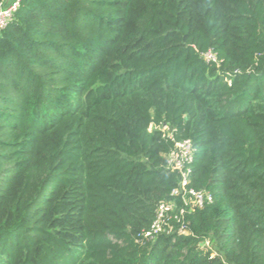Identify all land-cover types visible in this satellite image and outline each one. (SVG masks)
<instances>
[{
  "label": "trees",
  "instance_id": "16d2710c",
  "mask_svg": "<svg viewBox=\"0 0 264 264\" xmlns=\"http://www.w3.org/2000/svg\"><path fill=\"white\" fill-rule=\"evenodd\" d=\"M187 140L202 208L168 164ZM0 264H264V0H22L0 30Z\"/></svg>",
  "mask_w": 264,
  "mask_h": 264
},
{
  "label": "built area",
  "instance_id": "2783aa9c",
  "mask_svg": "<svg viewBox=\"0 0 264 264\" xmlns=\"http://www.w3.org/2000/svg\"><path fill=\"white\" fill-rule=\"evenodd\" d=\"M22 0H13L8 5H0V30L5 29L13 20L16 12L21 6ZM208 61H216L213 54L206 56ZM166 129V126L164 127ZM195 148L191 141L177 142L175 149L167 156L168 164L174 170H178L182 176V187L185 195L190 196L191 203L194 207L202 208L205 204L213 202V196L210 193L203 191H195L194 189H186L189 182V175L191 172V164L194 159ZM174 195L179 194V190L173 191ZM170 210V206L162 204L158 213V220L155 222L152 228V233H158L163 230L162 223L166 212ZM148 233L147 236H150ZM209 243L206 242V245Z\"/></svg>",
  "mask_w": 264,
  "mask_h": 264
},
{
  "label": "crops",
  "instance_id": "0c3cea01",
  "mask_svg": "<svg viewBox=\"0 0 264 264\" xmlns=\"http://www.w3.org/2000/svg\"><path fill=\"white\" fill-rule=\"evenodd\" d=\"M13 0H5L2 5H8L9 3H11Z\"/></svg>",
  "mask_w": 264,
  "mask_h": 264
}]
</instances>
